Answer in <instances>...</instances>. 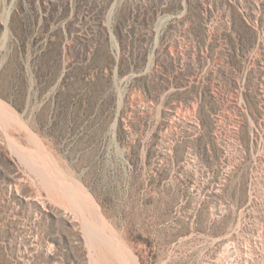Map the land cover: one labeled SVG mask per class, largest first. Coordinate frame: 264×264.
Returning a JSON list of instances; mask_svg holds the SVG:
<instances>
[{
	"label": "rangeland",
	"instance_id": "1",
	"mask_svg": "<svg viewBox=\"0 0 264 264\" xmlns=\"http://www.w3.org/2000/svg\"><path fill=\"white\" fill-rule=\"evenodd\" d=\"M0 264H264V0H0Z\"/></svg>",
	"mask_w": 264,
	"mask_h": 264
},
{
	"label": "trees",
	"instance_id": "2",
	"mask_svg": "<svg viewBox=\"0 0 264 264\" xmlns=\"http://www.w3.org/2000/svg\"><path fill=\"white\" fill-rule=\"evenodd\" d=\"M122 24H123V22H119V20H118V22H116L113 26V33L120 43H122L124 40V35L121 31V25Z\"/></svg>",
	"mask_w": 264,
	"mask_h": 264
},
{
	"label": "bare ground",
	"instance_id": "3",
	"mask_svg": "<svg viewBox=\"0 0 264 264\" xmlns=\"http://www.w3.org/2000/svg\"><path fill=\"white\" fill-rule=\"evenodd\" d=\"M94 205V204H93ZM96 217V216H95ZM88 232V231H87ZM101 240V239H100Z\"/></svg>",
	"mask_w": 264,
	"mask_h": 264
}]
</instances>
